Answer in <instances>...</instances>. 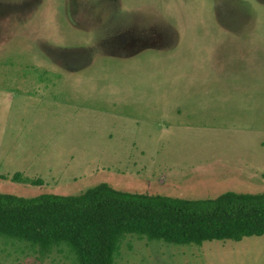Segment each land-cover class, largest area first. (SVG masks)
Returning a JSON list of instances; mask_svg holds the SVG:
<instances>
[{
  "label": "rangeland",
  "instance_id": "obj_1",
  "mask_svg": "<svg viewBox=\"0 0 264 264\" xmlns=\"http://www.w3.org/2000/svg\"><path fill=\"white\" fill-rule=\"evenodd\" d=\"M121 32L139 40L133 54L116 49ZM102 184L183 200L264 193V0H0V193ZM0 264L74 263L0 238ZM115 264H264V236L130 235Z\"/></svg>",
  "mask_w": 264,
  "mask_h": 264
},
{
  "label": "trees",
  "instance_id": "obj_2",
  "mask_svg": "<svg viewBox=\"0 0 264 264\" xmlns=\"http://www.w3.org/2000/svg\"><path fill=\"white\" fill-rule=\"evenodd\" d=\"M16 174L14 182L40 184ZM176 246L264 236V193L183 200L132 194L107 184L80 196L0 193V238L42 255L67 251L74 264H115L126 236ZM62 248V249H61Z\"/></svg>",
  "mask_w": 264,
  "mask_h": 264
},
{
  "label": "crops",
  "instance_id": "obj_3",
  "mask_svg": "<svg viewBox=\"0 0 264 264\" xmlns=\"http://www.w3.org/2000/svg\"><path fill=\"white\" fill-rule=\"evenodd\" d=\"M121 35H122V37H123L122 39H123L124 41H123V42H118L117 45L120 46V48H116V49L125 50V52H126L128 55L133 54L134 52H133V53H130L129 51H130V49H133V47H134V43H136V42L139 41V40H134L133 44H132L131 41L129 42V44H128V43L125 44V32H124V34L121 32ZM149 37H151V36H149ZM155 37H156V36L151 37L153 40H149V39H148V42H153V43H155V40H154ZM106 44H107V43H106ZM106 46H107V45H106ZM155 47H156V46H155ZM159 48L162 50V46H160ZM86 51H87L86 49L81 48V54H84Z\"/></svg>",
  "mask_w": 264,
  "mask_h": 264
}]
</instances>
